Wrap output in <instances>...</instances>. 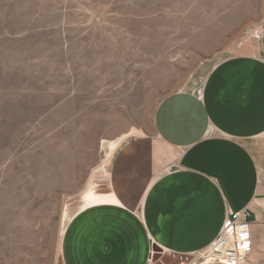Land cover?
Here are the masks:
<instances>
[{
    "label": "rangeland",
    "instance_id": "obj_1",
    "mask_svg": "<svg viewBox=\"0 0 264 264\" xmlns=\"http://www.w3.org/2000/svg\"><path fill=\"white\" fill-rule=\"evenodd\" d=\"M263 28L264 0H0V264H62L115 148L166 95L258 55Z\"/></svg>",
    "mask_w": 264,
    "mask_h": 264
},
{
    "label": "crops",
    "instance_id": "obj_2",
    "mask_svg": "<svg viewBox=\"0 0 264 264\" xmlns=\"http://www.w3.org/2000/svg\"><path fill=\"white\" fill-rule=\"evenodd\" d=\"M223 63L201 94L166 95L152 132L115 148L110 195L71 217L62 264H149L153 246L195 252L243 209L252 250L242 264H264V28L258 55Z\"/></svg>",
    "mask_w": 264,
    "mask_h": 264
},
{
    "label": "built area",
    "instance_id": "obj_3",
    "mask_svg": "<svg viewBox=\"0 0 264 264\" xmlns=\"http://www.w3.org/2000/svg\"><path fill=\"white\" fill-rule=\"evenodd\" d=\"M264 177V174H263ZM250 212L229 210L221 230L205 248L191 253L150 250L149 264H168L162 260L167 256L170 264H242L252 250V238L248 227ZM158 255L156 259L154 257Z\"/></svg>",
    "mask_w": 264,
    "mask_h": 264
},
{
    "label": "water",
    "instance_id": "obj_4",
    "mask_svg": "<svg viewBox=\"0 0 264 264\" xmlns=\"http://www.w3.org/2000/svg\"><path fill=\"white\" fill-rule=\"evenodd\" d=\"M153 249L159 251V248H158L157 246H153ZM157 257H158V255H156V256L154 257V259H156Z\"/></svg>",
    "mask_w": 264,
    "mask_h": 264
}]
</instances>
